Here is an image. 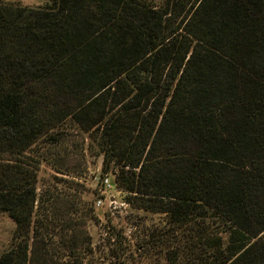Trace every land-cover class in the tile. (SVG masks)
Returning <instances> with one entry per match:
<instances>
[{"label":"trees","instance_id":"1","mask_svg":"<svg viewBox=\"0 0 264 264\" xmlns=\"http://www.w3.org/2000/svg\"><path fill=\"white\" fill-rule=\"evenodd\" d=\"M84 146L124 203L164 215L170 264H264V0L0 1V264H126L101 193L37 188Z\"/></svg>","mask_w":264,"mask_h":264},{"label":"rangeland","instance_id":"2","mask_svg":"<svg viewBox=\"0 0 264 264\" xmlns=\"http://www.w3.org/2000/svg\"><path fill=\"white\" fill-rule=\"evenodd\" d=\"M2 2H18L23 5H41L44 0H0ZM156 3L162 0H154ZM70 132H75L71 131ZM78 138L75 136L72 141ZM77 142V143H78ZM86 142V141H85ZM75 153H72L66 166L71 172H66L64 167L62 170L57 171L51 165L42 162L38 170V182L37 188L40 190L42 184L55 182L54 176H61L65 179H74L86 186L89 190L98 191V194H102V198L99 199V204L96 206L94 202V208L99 210H105L108 212L113 224L117 227L123 228L124 231V244L127 245L126 264H170L169 260L165 259L164 252L167 248L172 247L168 238L164 237L156 238L154 234L164 232L168 236L167 224L164 220L162 213H151L148 211L134 209L124 203L121 199V193L111 183L110 178L113 174L108 172L107 174L101 173L100 161L101 158L95 156V152L91 148H85L81 152L74 149ZM75 171H77L75 173ZM103 178H107V185H100ZM101 191H99L100 189ZM95 195L96 192L94 193ZM92 194L84 191L82 194L83 200L90 199ZM97 222L88 221L85 222V228L89 232L92 238L93 244H98L101 237V226L105 219L101 213L97 214ZM14 224L11 219L5 214L0 213V253L7 249L12 242V231ZM153 232V235L149 234ZM158 236V235H157ZM185 252L181 254L177 252L175 258L178 264H194L191 261L193 254L187 253L188 249H184ZM189 252V250H188ZM181 255V256H180Z\"/></svg>","mask_w":264,"mask_h":264},{"label":"built area","instance_id":"3","mask_svg":"<svg viewBox=\"0 0 264 264\" xmlns=\"http://www.w3.org/2000/svg\"><path fill=\"white\" fill-rule=\"evenodd\" d=\"M100 185L101 186H105V185H107V178H103V181L102 182H100ZM96 206L99 204V199H96Z\"/></svg>","mask_w":264,"mask_h":264}]
</instances>
